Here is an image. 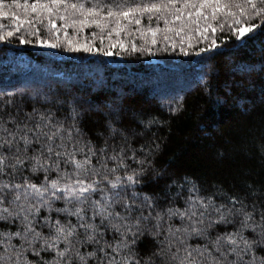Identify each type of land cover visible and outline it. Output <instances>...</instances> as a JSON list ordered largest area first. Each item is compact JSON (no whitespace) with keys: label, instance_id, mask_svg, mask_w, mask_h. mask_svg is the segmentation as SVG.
<instances>
[{"label":"snow or ice","instance_id":"obj_1","mask_svg":"<svg viewBox=\"0 0 264 264\" xmlns=\"http://www.w3.org/2000/svg\"><path fill=\"white\" fill-rule=\"evenodd\" d=\"M21 9L24 19L14 11ZM6 16L19 24L7 31L0 24V43L10 44L26 24L32 39L19 35L20 45L90 55L178 49L206 63L232 39L259 42L264 53V0H0ZM69 27L98 29L91 37L102 46L68 39ZM122 35L133 40L125 43ZM158 35L162 45L153 51ZM136 36L145 43L137 46ZM227 73L233 79L224 85L225 101L264 77V60L259 67L234 61ZM219 75L217 65L207 64L205 91ZM94 111L108 131L99 146L82 127ZM133 119L145 130L157 123ZM124 120L122 106L103 113L71 91L0 93V264H264V181L247 184L243 194L219 185L209 190L172 165L157 166L160 143L133 147L130 134H139L117 126ZM117 135L121 143L110 144Z\"/></svg>","mask_w":264,"mask_h":264},{"label":"trees","instance_id":"obj_2","mask_svg":"<svg viewBox=\"0 0 264 264\" xmlns=\"http://www.w3.org/2000/svg\"><path fill=\"white\" fill-rule=\"evenodd\" d=\"M93 31L99 30L88 27L83 33H74L69 27L68 39L86 40L101 47L99 39L91 37ZM42 34L48 35L43 31ZM19 35L32 39L24 30L11 38L10 44L0 43V93L20 87L36 88L48 94L71 91L101 106L103 113L122 106L125 120L117 126L139 134H130L133 147L153 141L161 144L157 166L172 165L180 175L191 176L209 190L212 185H219L225 191L243 194L247 184L259 187L264 181V151L261 150L264 146V77L257 76L251 86L237 87L227 101L222 99L225 83L233 79L227 69L234 61H254L259 67V62L264 60L259 42L241 46L232 39L217 50L219 54L213 60L205 63L203 57L183 56L178 49L158 52L155 56L53 51L35 44L20 45ZM59 37L65 39L64 34ZM120 38L125 43L133 40L132 36ZM157 41L152 46L153 51L162 45L159 35ZM134 42L140 46L145 40L136 36ZM108 43L105 39L103 46L107 47ZM116 51L121 50L113 49ZM207 64L217 65L220 75L219 83L214 80L212 87L205 91L201 80L207 75ZM97 80H102L103 85H97ZM161 80L164 82L159 84ZM173 85L183 89L172 98L154 94L156 86ZM218 96L221 99H217ZM178 102L183 105L182 109L170 112L169 106ZM141 116L145 121L154 117L157 123L145 130L133 119ZM103 124L101 112L95 111L88 114L82 124L87 137L98 146L108 136ZM109 143L119 144L121 137L117 135Z\"/></svg>","mask_w":264,"mask_h":264},{"label":"rangeland","instance_id":"obj_3","mask_svg":"<svg viewBox=\"0 0 264 264\" xmlns=\"http://www.w3.org/2000/svg\"><path fill=\"white\" fill-rule=\"evenodd\" d=\"M17 11V15H19L21 17V19H24V14H23V10H14ZM59 22V21H58ZM0 24H4L6 27L3 29L4 31L7 30H11L12 28H16L19 24L18 21H14L12 18L10 17H0ZM59 24V23H58ZM27 27V25L25 24L24 26L20 27L19 32H24V29ZM86 29V28H85ZM17 32V33H19ZM62 32V33H61ZM58 33L59 36H61L62 34H64L63 31H61ZM47 37V36H45ZM73 41H75L74 39H71ZM61 41H64V39H62ZM47 49H52V48H47ZM53 51H65L64 48H57V49H52ZM73 53H80V52H73ZM32 64V63H31ZM91 70V68H90ZM164 81H160L159 84H162ZM183 89L182 86L180 85H173L170 87H166V88H162L159 86H156L154 88V94L158 95V97L160 96V98L164 97V98H172L174 95L178 94V92H180ZM163 98V99H164Z\"/></svg>","mask_w":264,"mask_h":264}]
</instances>
